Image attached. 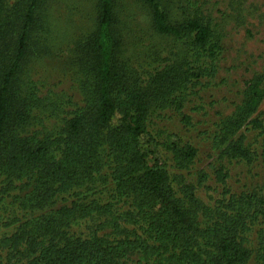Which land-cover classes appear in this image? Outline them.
Instances as JSON below:
<instances>
[{"label":"trees","instance_id":"trees-1","mask_svg":"<svg viewBox=\"0 0 264 264\" xmlns=\"http://www.w3.org/2000/svg\"><path fill=\"white\" fill-rule=\"evenodd\" d=\"M40 1L27 0L12 46L16 22L2 21L0 0V264H264V192L234 193L220 168L222 196L207 200L191 177L198 148L161 140L150 126L155 108L180 107L204 59L218 55L210 19L176 20L164 0H143L158 32L195 51L143 85L122 60L116 0H99L97 31L78 43L85 102L43 131L50 103L19 78ZM263 82L251 79L223 119L232 158L253 156L240 130L258 122Z\"/></svg>","mask_w":264,"mask_h":264},{"label":"rangeland","instance_id":"rangeland-1","mask_svg":"<svg viewBox=\"0 0 264 264\" xmlns=\"http://www.w3.org/2000/svg\"><path fill=\"white\" fill-rule=\"evenodd\" d=\"M164 1L176 20L205 14L213 24L214 39L220 48L214 61L204 59L208 68L198 72V77L194 75L180 107L155 108L152 130L161 140L171 139L198 148L192 168L199 174L191 177L198 193L207 200L222 196L225 186L218 180L220 168L228 171L226 186L234 193H263L264 97L252 117L258 122L240 130L247 135L251 159L238 160L227 155L228 144L235 135H230L229 140L224 138L222 122L243 102L248 82L264 77V0ZM98 3L99 0L40 1L32 48L19 74L27 83L35 81L50 103L39 130L57 126L67 112L85 102L87 88L83 83L87 76L78 60V43L97 31ZM26 6L27 0H8L1 15L2 21L16 22L10 32L12 46L19 36ZM115 12L122 60L131 63L143 85L180 57H193L195 51L188 41L156 30L152 11L143 0H116ZM259 89L264 92V82ZM164 152L172 154L165 145Z\"/></svg>","mask_w":264,"mask_h":264}]
</instances>
